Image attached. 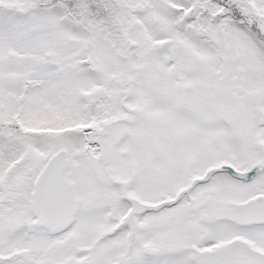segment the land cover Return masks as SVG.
<instances>
[{"label":"snow or ice","instance_id":"6c2138e0","mask_svg":"<svg viewBox=\"0 0 264 264\" xmlns=\"http://www.w3.org/2000/svg\"><path fill=\"white\" fill-rule=\"evenodd\" d=\"M0 264H264V0H0Z\"/></svg>","mask_w":264,"mask_h":264}]
</instances>
